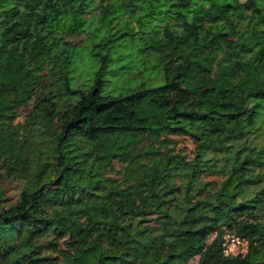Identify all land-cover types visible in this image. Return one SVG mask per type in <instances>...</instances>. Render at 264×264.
<instances>
[{
  "label": "trees",
  "instance_id": "obj_1",
  "mask_svg": "<svg viewBox=\"0 0 264 264\" xmlns=\"http://www.w3.org/2000/svg\"><path fill=\"white\" fill-rule=\"evenodd\" d=\"M85 31L98 64L75 81ZM168 134L195 143L180 203ZM224 227L245 252L225 251ZM193 255L264 264V0H0V264Z\"/></svg>",
  "mask_w": 264,
  "mask_h": 264
},
{
  "label": "rangeland",
  "instance_id": "obj_2",
  "mask_svg": "<svg viewBox=\"0 0 264 264\" xmlns=\"http://www.w3.org/2000/svg\"><path fill=\"white\" fill-rule=\"evenodd\" d=\"M249 15H250V12H248L247 14L243 13V15L236 16V18H235L236 28L239 31H242L243 35L238 34L236 36H232V39H234V40L236 39L237 41L241 42L243 37L248 36L250 29L252 28V25L254 22V20H252L249 17ZM113 28H116V26ZM92 30L93 29H90V28H89V30H87V31H89L88 35L90 34V32L92 34ZM102 30L103 29H101V31ZM87 31L82 32L81 34L69 37L70 39H72L76 43H80L79 47H78V55L76 58V63L74 65V70L72 71V73L76 77L75 81L81 80V72L84 75H86V73L88 74L89 72L93 71L98 64V62L95 60V58L92 57L88 51V47L90 46L91 41L96 39V38H86ZM139 35H140V33H137L135 35L134 44L138 43L137 38ZM81 39H84L82 44L89 45L86 47H82V50H81ZM120 48L122 49L123 52H130L131 51V48H129L128 46H121ZM216 50L218 52L217 57H216V61H217L219 59V57L223 55V51H222V49H216ZM158 68H159V72H160L161 69H160V67H158ZM131 70L134 71V70H136V68L133 67ZM116 77H118L117 74H114L112 72L106 73L105 78H107L108 81L106 82L107 84H105L104 86L107 87L108 85L114 84V80ZM31 102H30V104H31ZM30 104H29V106H30ZM18 119H23V116L21 115ZM259 135L260 136L256 137V139H258V140H260L261 136H262L261 133H259ZM166 138H168L166 141L167 145L166 146L163 145L162 148L171 154L177 155V158L180 161L179 164L184 162V163H186V166H187V167L186 166H181V167L179 166L178 168H174L171 170V173L172 174L174 173L173 181L175 182L176 187L180 188V191L175 192V195L173 196V198L170 195V198L168 200L171 203H180V202H182L181 200L183 197L181 192L186 187V183L189 180L188 173H189V171H191L190 170L191 168L189 167L188 163L193 162V158H194L193 150H194L195 143L188 134H168L166 136ZM124 164L125 163H120L118 160H113L112 164H111L112 168L110 170V174L115 176L117 179H121ZM212 180H217V182H218V180H220V177L217 174L210 172L209 170H204L200 176V181L202 182V184H204V183L206 184L208 181H212ZM209 186L210 185H208L207 187H209ZM197 187H198V182H197V180H194V188L196 189ZM18 188H19V182L17 180H12L8 183V194L12 195L13 200L15 199V197L18 193ZM150 222L151 221L145 222V223H150ZM224 229H225V231H224L223 237H224V244H225L226 250L230 253L245 252L248 248V243L246 241L239 239L236 236H234V234L231 231H229L226 227H224ZM212 237H213V234H211L208 237V240H210ZM197 262H198V255H193L187 261H185L183 264H197Z\"/></svg>",
  "mask_w": 264,
  "mask_h": 264
},
{
  "label": "built area",
  "instance_id": "obj_3",
  "mask_svg": "<svg viewBox=\"0 0 264 264\" xmlns=\"http://www.w3.org/2000/svg\"><path fill=\"white\" fill-rule=\"evenodd\" d=\"M237 238H238V237H237ZM239 239H240V238H239ZM242 240H244V239H242ZM244 241H246V240H244ZM225 251L228 252V251L226 250V248H225Z\"/></svg>",
  "mask_w": 264,
  "mask_h": 264
}]
</instances>
